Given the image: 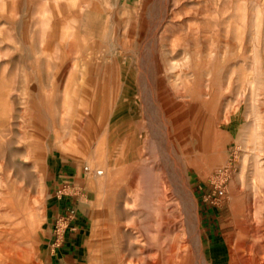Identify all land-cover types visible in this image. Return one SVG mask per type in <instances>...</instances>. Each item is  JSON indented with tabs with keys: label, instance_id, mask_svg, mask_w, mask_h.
<instances>
[{
	"label": "rangeland",
	"instance_id": "rangeland-1",
	"mask_svg": "<svg viewBox=\"0 0 264 264\" xmlns=\"http://www.w3.org/2000/svg\"><path fill=\"white\" fill-rule=\"evenodd\" d=\"M125 4L0 0V264H64L46 246L52 155L90 184L85 245L68 264L185 237L210 264H231L238 224L264 207V0H145L142 14ZM88 54L172 77L159 93L142 87L133 109L102 110L88 104ZM182 198L189 212L155 238V218ZM182 218L199 223L192 237Z\"/></svg>",
	"mask_w": 264,
	"mask_h": 264
},
{
	"label": "crops",
	"instance_id": "crops-1",
	"mask_svg": "<svg viewBox=\"0 0 264 264\" xmlns=\"http://www.w3.org/2000/svg\"><path fill=\"white\" fill-rule=\"evenodd\" d=\"M121 1L122 3H126L125 8L131 10L132 7H135V9H140L139 12L142 14L141 9L145 0ZM93 14L94 12L92 10H88V15ZM128 27L123 28L122 31L127 30ZM140 30H142V27H140ZM133 62L131 58L126 56L111 55L106 57L99 54H88V71L87 75H85L88 78V104L101 103L100 108L102 110L107 109L108 111L133 109L134 107H126L125 105L134 104L133 101L135 100L133 98L141 94L142 87L150 84L151 87L158 89L156 92L159 93L164 86L165 80L172 77L165 74L166 72L162 74L160 71L157 73L154 72V74L150 73V75L145 74L141 71L140 67L138 69H132ZM158 62L159 60L156 59L154 64L156 65ZM134 67L135 64L133 65ZM107 103L108 105L106 106ZM48 169L53 194L50 217L48 219L49 234L46 246L56 262L68 264L71 259L77 260L85 245L87 221L83 213L87 210V207H90V184L88 183L87 187V182L85 184V182L80 183L78 181V179H86V177H82V172L80 173L79 167L73 165L72 162H68L62 155H52ZM63 172L73 173L74 184L84 192V196L80 198L78 203V218L73 221L76 228L66 232L65 241L62 246L53 250L52 242L55 239V234L52 232L53 224L57 216L63 214L71 203L70 197L58 199L54 196L56 188L65 177L62 174ZM89 173L85 172V176Z\"/></svg>",
	"mask_w": 264,
	"mask_h": 264
},
{
	"label": "bare ground",
	"instance_id": "bare-ground-1",
	"mask_svg": "<svg viewBox=\"0 0 264 264\" xmlns=\"http://www.w3.org/2000/svg\"><path fill=\"white\" fill-rule=\"evenodd\" d=\"M101 174H104L103 170H99V172H97V175ZM134 189L135 192H140L142 190L139 184H137V186L134 185ZM180 204H182V206L180 207V212L170 210L167 206L165 207L164 216L159 215L157 216V218H155V229L153 232V236L155 238L158 239L159 237H163L165 239H169L170 233L174 232L177 229V223L179 220L177 218L181 216V214L183 216V213L187 214L190 210L187 202H185L183 198L181 199ZM263 206L264 205L262 204V207ZM254 207H256V204L254 205ZM158 209L159 208H157V210ZM252 211L253 214H251L250 220L253 223L249 225L247 221H244V223H242L243 225H241V223L238 224V228L240 229L238 234H241L242 236H239L237 242L235 243L234 257L231 264H264V207L260 211H258L257 209H252ZM9 214L10 217L13 216V213L11 211ZM193 215L198 221L199 216L196 205H193ZM180 221L182 225L185 224L184 229L187 234L186 236H191L193 233V229H196V227L199 226V223L194 224L193 221V224H191V222L188 224L187 221L183 218ZM189 221H191V219ZM21 222L22 220L20 219L14 220L10 228H15L16 225ZM125 230H120L122 237L125 236ZM191 237L190 239H192ZM185 238L188 241L187 237ZM194 238L197 237L194 236ZM186 240L180 238L179 243H166L164 241L162 246L155 248V250L153 249L150 242L147 241V243L140 244L137 247V254H139L137 258H134V255L127 256L125 248L126 246L125 244H123V242H121L118 246L120 250L119 259L116 261L113 260L109 264H190V259H193L195 264H210L203 246V250H201L202 252H197L195 254ZM198 241L201 242V244L203 243L202 239Z\"/></svg>",
	"mask_w": 264,
	"mask_h": 264
},
{
	"label": "built area",
	"instance_id": "built-area-1",
	"mask_svg": "<svg viewBox=\"0 0 264 264\" xmlns=\"http://www.w3.org/2000/svg\"><path fill=\"white\" fill-rule=\"evenodd\" d=\"M84 170L87 173L93 171L89 165H86ZM54 196L58 199L70 197L71 203L63 214L57 216L53 224L52 232L55 234V239L52 242L53 250L62 246L66 232L76 228L73 221L78 218V203L80 198L84 196V192L76 187L73 179L66 177L56 188Z\"/></svg>",
	"mask_w": 264,
	"mask_h": 264
}]
</instances>
